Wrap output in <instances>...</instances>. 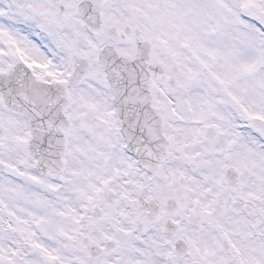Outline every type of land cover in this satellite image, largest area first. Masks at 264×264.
I'll return each instance as SVG.
<instances>
[{"label": "snow or ice", "instance_id": "snow-or-ice-1", "mask_svg": "<svg viewBox=\"0 0 264 264\" xmlns=\"http://www.w3.org/2000/svg\"><path fill=\"white\" fill-rule=\"evenodd\" d=\"M0 264H264V0H0Z\"/></svg>", "mask_w": 264, "mask_h": 264}]
</instances>
